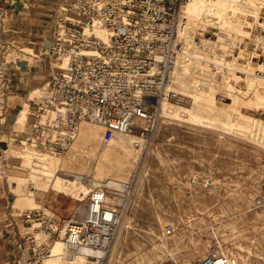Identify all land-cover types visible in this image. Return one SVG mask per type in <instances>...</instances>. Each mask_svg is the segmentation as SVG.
Returning <instances> with one entry per match:
<instances>
[{"label":"rangeland","instance_id":"obj_1","mask_svg":"<svg viewBox=\"0 0 264 264\" xmlns=\"http://www.w3.org/2000/svg\"><path fill=\"white\" fill-rule=\"evenodd\" d=\"M191 1L197 11H185L205 25L199 28L210 30L203 34L213 42L210 58L220 54L235 65V75L247 78L245 92H228L225 83L238 85L240 79L227 77L226 65L210 60V74L194 70L203 77L197 83L210 79V88L178 89L166 98L172 103L165 112L160 106L146 126L138 120L131 131L106 141L99 125L82 120L62 152L30 145L12 149V155L25 150L30 160L24 163L29 170L22 179L25 186L30 181L40 190L52 186L80 209L90 186L131 183L114 244L98 256L101 264H163L212 248L230 254L232 264H264V64L256 63L264 57V0ZM193 73L186 77L189 86L195 82ZM194 91L203 94L194 97ZM25 108L21 120L17 117L24 119L22 126L27 124ZM42 154L60 158L46 168L36 161ZM31 168H39L38 178L29 173ZM107 199L116 195L108 192ZM69 251L59 238L52 243V255H61L62 264H90L81 257L86 250Z\"/></svg>","mask_w":264,"mask_h":264},{"label":"built area","instance_id":"obj_2","mask_svg":"<svg viewBox=\"0 0 264 264\" xmlns=\"http://www.w3.org/2000/svg\"><path fill=\"white\" fill-rule=\"evenodd\" d=\"M186 1H59L46 48L53 67L37 94L30 96L26 111L30 134L19 138L17 145L59 153L71 143L82 120L99 125L106 141L131 131L138 120L142 126L151 123L161 100L177 94L179 88L173 85L177 65L192 53L199 54L195 45L202 46L207 39L203 34H210L199 28L205 27L202 23L193 24L192 15L184 10ZM199 60L206 62L210 74V53L206 61L202 56ZM256 63L263 65L264 57ZM197 82L193 87L202 86ZM132 187L128 182L107 189L98 182L86 192L84 212L62 220L44 207L27 208V226L12 237L6 264H41L57 237L67 246L90 247L86 256L98 260L114 244ZM108 192L116 199H107ZM232 263L230 254L212 248L189 259L171 257L163 264Z\"/></svg>","mask_w":264,"mask_h":264},{"label":"crops","instance_id":"obj_3","mask_svg":"<svg viewBox=\"0 0 264 264\" xmlns=\"http://www.w3.org/2000/svg\"><path fill=\"white\" fill-rule=\"evenodd\" d=\"M59 1L0 0V264H6L12 237L27 226L24 212L32 202L50 210L59 220L71 213L80 215L85 209V205L82 209L74 206L52 186L41 190L36 185L25 186L22 179L29 170L24 163L30 160L23 149L12 155L17 140L30 134L28 124L22 126L17 117L21 120L25 105H31L27 98L30 91L51 72L46 48ZM26 115L28 119L30 115ZM29 173L38 178L36 173L41 172L31 168Z\"/></svg>","mask_w":264,"mask_h":264},{"label":"bare ground","instance_id":"obj_4","mask_svg":"<svg viewBox=\"0 0 264 264\" xmlns=\"http://www.w3.org/2000/svg\"><path fill=\"white\" fill-rule=\"evenodd\" d=\"M189 0H187L186 2H188ZM186 4V3H185ZM184 4V5H185ZM184 10H186L188 13H190V14H192V15H194V12H196L197 11V5L195 4V1L194 2H188L187 3V5H186V7H185V9ZM199 23H195L194 22V25L196 26V25H198ZM204 25V24H203ZM205 26V25H204ZM210 42H211V44L213 43L212 42V40H208V39H206V38H204L203 39V45L202 46H199L198 44H193L192 45V48H194V45H195V48H196V50L198 51V53L199 54H196V53H192L191 54V56L190 57H188V59H186V60H183V61H181L180 63H179V65H177V67H176V69H175V72H176V76H177V74H179L178 75V77H177V79H176V82H174L173 83V85H174V87L175 88H179V89H182V90H184V89H187L186 90V92L188 91V90H192L194 87L193 86H189V84H188V82H187V80H186V77H187V75H188V72H190L191 73V71L193 72L194 71V69H193V65L194 64H198V69L197 70H200L201 68H203L204 70H206L207 68H206V62L204 63L205 65H203V63H201L200 62V60H199V56H202L203 57V59L205 60L207 57H208V54L209 53H211L210 52ZM192 43H195V42H192ZM220 57V58H222V59H220V60H217L216 59V57ZM225 57L224 56H222V55H220V54H215V55H213L211 58H210V60L211 61H217V62H221L222 64H224V65H226V71H225V75L227 76V77H233L234 79H240V81H239V84L238 85H236V84H232V83H230V82H226L225 83V88H227V91L228 92H230V93H232V91L233 90H237L238 92H245L246 91V88H247V83H248V81H247V78L246 77H243L242 79L240 78V77H238V76H236L235 75V73L232 71V68H234V67H236L235 65H233L232 63H230V61L228 60L227 62H225V59H224ZM206 61V60H205ZM179 66H180V68H179ZM227 72L229 73V74H227ZM192 76V78H193V81H200L203 77H201V76H199V77H197V75L196 76H194V75H191ZM209 80V81H208ZM208 80H204V84H202V86L200 87V86H195L196 88H204L205 87V85H206V87L207 88H210V79H208ZM236 82L238 81V80H235ZM39 90L40 88H35V89H33L32 90V92H30L32 95H33V93L35 92V94H37V92H36V90ZM199 89V90H200ZM203 90H205V89H202L201 91H203ZM201 91H194V93H193V95H194V97H197V95H201V94H203ZM30 94V95H31ZM172 102H170V101H168L167 99H162L161 100V108H160V110L161 111H163L164 110V112H165V107L166 106H168V105H170ZM21 111V110H20ZM26 111H27V109L25 108V114H26ZM19 118V117H18ZM18 121V120H17ZM23 121H24V119H23ZM23 121H18V123H20V124H22L23 123ZM84 124H86V123H82V124H80V125H84ZM95 126V125H94ZM31 147H33V146H31ZM34 148H36L37 150H42V149H39V148H37V147H34ZM33 148V149H34ZM42 151H44V150H42ZM45 152H48V151H45ZM49 153V152H48ZM51 157V156H50ZM59 158H60V155H58V156H55L54 158H48L46 155H44V154H42V155H40L39 157H37L36 158V161H38L39 163L41 162V163H43L44 164V166L46 167V168H48V166H51L52 168L53 167H55L56 166V163L58 162V160H59ZM37 162V163H38ZM40 163V164H41ZM35 164H36V162H35ZM39 164V165H40ZM37 166V165H36ZM50 167V168H51ZM50 168L48 169L49 171H50ZM45 169V168H44ZM54 171V170H53ZM197 180V179H196ZM88 190V189H87ZM57 238H59V237H57ZM56 238V239H57ZM61 238H59V240H60ZM55 241V240H54ZM53 241V242H54ZM61 241L63 242V244L65 245V247H66V249H68V255H74L73 253L75 252V250H86V252H85V255L84 254H81V257H83L84 259H86L87 260V257H86V253L87 252H90L91 251V248L90 247H88V246H80V247H78V249H75V248H73L72 250L71 249H69V247L65 244V242L61 239ZM57 245H59L60 244V241H58L57 240ZM56 245V246H57ZM73 247H76V246H73ZM63 253V252H62ZM99 253H100V251H99ZM101 254V253H100ZM52 252H51V254L50 255H48V256H46L45 258H43V260H42V262H43V264H62V257H61V255H58L57 253L55 254V255H52ZM51 256V257H50ZM90 261V264H95L98 260H89ZM42 262H41V264H42Z\"/></svg>","mask_w":264,"mask_h":264}]
</instances>
